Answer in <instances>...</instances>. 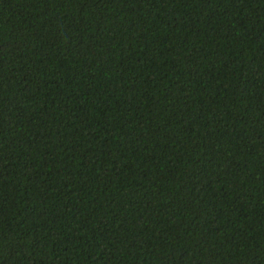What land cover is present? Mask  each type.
I'll return each instance as SVG.
<instances>
[{
	"label": "trees",
	"instance_id": "obj_1",
	"mask_svg": "<svg viewBox=\"0 0 264 264\" xmlns=\"http://www.w3.org/2000/svg\"><path fill=\"white\" fill-rule=\"evenodd\" d=\"M0 264H264V0H0Z\"/></svg>",
	"mask_w": 264,
	"mask_h": 264
}]
</instances>
